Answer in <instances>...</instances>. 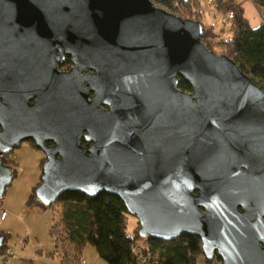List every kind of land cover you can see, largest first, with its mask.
I'll use <instances>...</instances> for the list:
<instances>
[{
	"label": "water",
	"instance_id": "water-1",
	"mask_svg": "<svg viewBox=\"0 0 264 264\" xmlns=\"http://www.w3.org/2000/svg\"><path fill=\"white\" fill-rule=\"evenodd\" d=\"M201 36L151 0H0V153H43L44 206L105 192L141 238L264 264V91ZM11 180L0 160V199Z\"/></svg>",
	"mask_w": 264,
	"mask_h": 264
},
{
	"label": "trees",
	"instance_id": "trees-1",
	"mask_svg": "<svg viewBox=\"0 0 264 264\" xmlns=\"http://www.w3.org/2000/svg\"><path fill=\"white\" fill-rule=\"evenodd\" d=\"M152 1L168 8L173 3V0ZM250 2L258 9L264 8V0ZM175 3L198 5L196 0H175ZM227 5H231L229 0H223L220 7L226 8ZM229 12L233 18L228 37L224 39L213 28L202 27L200 42L207 48L212 43L222 45L223 55L232 60L244 75L264 91V20L261 19L262 22L252 28L244 18V10L240 4L234 3ZM65 59L64 64H69V58ZM178 88L190 92V86L181 79ZM28 142L35 148L31 141ZM81 144L87 146L83 141ZM0 160L4 165L10 166L4 155L0 154ZM13 173L14 171H11L12 178ZM29 201L44 210L56 203L61 206L64 242L75 243L76 246L72 250L73 256L67 245L63 248L65 252L63 251L59 257V264H81V251L85 245L93 247L98 258L107 264H196L197 258L203 256L200 240L196 236L181 234L174 240L162 241L152 237L141 238L138 234L139 228L129 232L126 224L128 214L123 203L105 192L88 197L78 191H66L57 197L55 203L44 206L37 200L33 190ZM55 226L54 224L51 227L54 249H56ZM1 235L4 236V241L0 247V256H9L7 236ZM140 241L143 242L142 246L138 245ZM216 260L221 264L219 258Z\"/></svg>",
	"mask_w": 264,
	"mask_h": 264
},
{
	"label": "rangeland",
	"instance_id": "rangeland-1",
	"mask_svg": "<svg viewBox=\"0 0 264 264\" xmlns=\"http://www.w3.org/2000/svg\"><path fill=\"white\" fill-rule=\"evenodd\" d=\"M196 1L198 5L189 6L188 3L179 5L173 0L170 8L154 1L152 4L182 20L199 22L204 29L211 27L224 39L229 35L231 19L228 18V14L234 3L241 5L244 18L250 27L255 28L262 22L261 19L264 20V8H256L250 0H229L231 5H227L226 8L220 7L223 0ZM209 48L207 49L217 55L224 54L222 45L212 43L209 44ZM68 68L69 66L63 67L64 70ZM85 144L88 145L86 142ZM5 160L9 161L10 166L8 167L14 171L13 178L0 199V210H4L6 215L3 221L0 220V234L7 236L8 252L13 253L17 258H31L33 264H59V257L63 251L65 252L63 248L67 245L72 251L76 246L75 243L64 242L61 206L56 203L44 210L29 201L40 181L41 162L45 160L43 153L33 148L28 141H24L5 155ZM54 224L56 225L54 228L56 249L53 248L51 233V227ZM126 224L129 232L139 228L137 219L130 215H126ZM138 245L142 246L143 242H138ZM71 256H73V251ZM216 259L213 258L211 262H207L203 256H199L196 264H219ZM81 264L107 263L98 258L93 247L85 245L81 251Z\"/></svg>",
	"mask_w": 264,
	"mask_h": 264
},
{
	"label": "crops",
	"instance_id": "crops-1",
	"mask_svg": "<svg viewBox=\"0 0 264 264\" xmlns=\"http://www.w3.org/2000/svg\"><path fill=\"white\" fill-rule=\"evenodd\" d=\"M0 264H33V260L31 258L28 259L24 257L17 258L13 253H10L9 256H0Z\"/></svg>",
	"mask_w": 264,
	"mask_h": 264
},
{
	"label": "flooded vegetation",
	"instance_id": "flooded-vegetation-1",
	"mask_svg": "<svg viewBox=\"0 0 264 264\" xmlns=\"http://www.w3.org/2000/svg\"><path fill=\"white\" fill-rule=\"evenodd\" d=\"M65 58L62 60V62L61 63H57L56 64V67H57V70L59 71V72H67V71H69L70 69H71V67H72V65H71V63H70V60H69V64H67V65H65L64 63H65ZM66 66H69V68L68 69H63V67H66ZM48 145H51L50 143H48ZM36 148V147H35ZM1 154V153H0ZM8 154V153H7ZM7 154H1V155H7ZM4 158V157H3Z\"/></svg>",
	"mask_w": 264,
	"mask_h": 264
},
{
	"label": "built area",
	"instance_id": "built-area-1",
	"mask_svg": "<svg viewBox=\"0 0 264 264\" xmlns=\"http://www.w3.org/2000/svg\"><path fill=\"white\" fill-rule=\"evenodd\" d=\"M199 11H202V10H199ZM228 18H230V19L233 18V15H232L231 12L228 14ZM5 216H6V215H5V211H4V210H0V219H1V220L4 219Z\"/></svg>",
	"mask_w": 264,
	"mask_h": 264
}]
</instances>
